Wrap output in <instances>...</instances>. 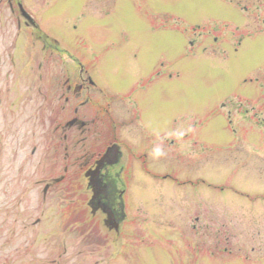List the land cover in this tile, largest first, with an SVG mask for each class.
Returning a JSON list of instances; mask_svg holds the SVG:
<instances>
[{"label": "rangeland", "instance_id": "1", "mask_svg": "<svg viewBox=\"0 0 264 264\" xmlns=\"http://www.w3.org/2000/svg\"><path fill=\"white\" fill-rule=\"evenodd\" d=\"M18 1L36 26L25 28L16 3L14 15L0 0V264H264V0H122L102 9L92 0ZM236 23L246 27L235 32ZM141 24L164 29L147 34V53L162 58L145 83L146 118L162 137L157 157L147 153L148 174L122 176L125 219L115 233L90 216V191L76 177L53 183L64 159L47 102L67 62L39 37L91 45L111 28ZM206 29L240 46L225 55L211 51L219 44L189 46ZM95 63L123 86L151 61Z\"/></svg>", "mask_w": 264, "mask_h": 264}, {"label": "flooded vegetation", "instance_id": "2", "mask_svg": "<svg viewBox=\"0 0 264 264\" xmlns=\"http://www.w3.org/2000/svg\"><path fill=\"white\" fill-rule=\"evenodd\" d=\"M120 1L122 0H92L101 7L99 9L109 8ZM13 2L16 3L18 15L24 19L23 26L34 28L36 24L19 9L18 0H7L11 13L15 15ZM257 21L263 26L264 33L263 17L258 15ZM236 25L235 30L232 27L235 32H240L238 30L246 27L244 24ZM17 26H21L19 21ZM163 30L148 27L147 24L111 28V36L102 43L85 45L77 38L74 43L71 41L69 47H65L56 39L44 35L39 37L43 41L41 43L44 49L67 62L60 73L59 86L55 88V94L58 93V88V97L50 98L47 102L48 123L52 134L59 135L64 159L62 175L53 183L67 180L68 175L76 177L74 183L84 184L90 191V197L85 202L86 207L90 208V216L102 218V223L109 232L117 233L120 223L125 219L122 204L125 188L122 176L130 183L135 173L148 174L147 153L152 157L158 155V144L162 135L158 125L146 118L145 83L148 79L153 81L152 78H157L159 60L162 58L158 51L155 56L147 53V34L150 32L158 37ZM193 31H196V28ZM202 34H205V37H194L188 43L189 46L194 45L196 41L212 47L219 44V50L212 48L211 51L220 52L222 55H225L231 46H240L239 42L226 35L211 36L207 29L200 35ZM69 48L79 50L80 54H74ZM234 51L237 52L238 49L234 48ZM104 58L113 61L130 59L134 62H144L141 67L150 59V71L128 73L124 85L121 86L105 78L103 73H98L96 59ZM119 131L122 137L118 134ZM121 162L125 164L122 166ZM45 187L43 195L49 185Z\"/></svg>", "mask_w": 264, "mask_h": 264}, {"label": "water", "instance_id": "3", "mask_svg": "<svg viewBox=\"0 0 264 264\" xmlns=\"http://www.w3.org/2000/svg\"><path fill=\"white\" fill-rule=\"evenodd\" d=\"M23 11V10H22Z\"/></svg>", "mask_w": 264, "mask_h": 264}]
</instances>
